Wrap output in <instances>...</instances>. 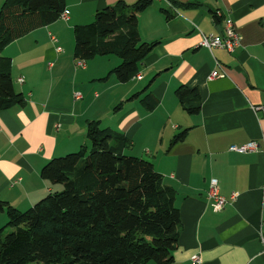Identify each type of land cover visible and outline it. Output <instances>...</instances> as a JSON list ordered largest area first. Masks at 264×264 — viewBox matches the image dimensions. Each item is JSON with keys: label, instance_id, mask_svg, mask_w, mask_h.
Returning <instances> with one entry per match:
<instances>
[{"label": "crops", "instance_id": "crops-1", "mask_svg": "<svg viewBox=\"0 0 264 264\" xmlns=\"http://www.w3.org/2000/svg\"><path fill=\"white\" fill-rule=\"evenodd\" d=\"M117 1L65 0L68 20L37 28L0 51L11 60L14 89L24 100L0 111V200L23 212L60 191L40 177L41 168L88 146L87 122L99 121L124 134L132 156L151 162L175 190L181 223L171 264H196L194 255L200 264H264V112L254 110L264 106V0H153L138 15V31L141 41L157 44L139 66L142 79H131L148 81L144 88L158 99L153 111L140 103L142 95L130 99L144 89L138 91L140 84L109 74L117 59L105 64L109 59L100 56L81 68L73 58V26L92 22L96 11ZM227 18L241 47L232 53L200 47L199 31L219 35ZM214 70L224 77L208 79ZM180 86L198 90V114L180 107ZM78 92L82 99L75 100ZM183 130L184 140L172 144ZM251 142L257 145L252 152L229 151ZM211 178L220 195H236L219 212L207 198Z\"/></svg>", "mask_w": 264, "mask_h": 264}, {"label": "trees", "instance_id": "trees-1", "mask_svg": "<svg viewBox=\"0 0 264 264\" xmlns=\"http://www.w3.org/2000/svg\"><path fill=\"white\" fill-rule=\"evenodd\" d=\"M169 1V0H168ZM153 0L127 4L120 0L95 12L92 22L73 26V58L84 62L114 55L119 65L110 71L119 83L130 81L157 42H141L138 15ZM65 0H5L0 8V51L33 30L59 20ZM166 19L172 18L162 9ZM214 19L218 21L216 13ZM11 60L0 56V111L22 105L14 89ZM148 86L140 103L153 111L158 99ZM187 114H198L196 88L180 86L175 91ZM187 130L172 144L184 140ZM86 138L75 153L52 158L40 177L61 190L21 212L0 200V213L13 229L2 237L0 264H171L180 229L176 192L163 184L153 164L129 156V139L122 133L89 121Z\"/></svg>", "mask_w": 264, "mask_h": 264}, {"label": "built area", "instance_id": "built-area-1", "mask_svg": "<svg viewBox=\"0 0 264 264\" xmlns=\"http://www.w3.org/2000/svg\"><path fill=\"white\" fill-rule=\"evenodd\" d=\"M59 20L62 21L68 20V12L66 11V9L63 10L62 13H60ZM199 34H200V44H199L200 47H204L208 49L210 53L212 52L213 49H220V50H224L227 53H232L237 48L241 47V36L236 32L234 28V23L229 18L224 19V25L221 34L219 35L204 34L201 31H199ZM51 39L54 43L57 42L56 38L52 37ZM56 51L60 53L62 52V49L60 47H57ZM76 66L84 68L85 62L82 60H78L76 61ZM216 67L218 69H221V65L218 61H216ZM222 77H224L223 72L219 73L216 70H214L209 74L208 79L213 80L215 78H222ZM135 78L137 80H141L142 76L140 74H137ZM18 82L20 83L23 82V79L19 78ZM73 97L75 100L82 99V95L79 92L74 93ZM254 110L264 112V106L255 107ZM256 148L257 145L251 142L243 145H231L229 147V151L237 152V153H248L254 151ZM207 198L211 202V206L213 210L215 212H219L222 211L229 202H233L236 198V195H232L229 200L223 197L222 195H220L218 181L214 178H211L208 185ZM259 241L264 251V219H262L260 223ZM191 259L196 264L201 263V260L197 255H194Z\"/></svg>", "mask_w": 264, "mask_h": 264}, {"label": "rangeland", "instance_id": "rangeland-1", "mask_svg": "<svg viewBox=\"0 0 264 264\" xmlns=\"http://www.w3.org/2000/svg\"><path fill=\"white\" fill-rule=\"evenodd\" d=\"M156 2V4H160L161 6H163V7H165V3L164 2H157V1H155ZM154 2V3H155ZM141 42H143V41H141ZM65 50V49H64ZM109 57V58H108ZM105 58L106 59H109V60H107V61H105V64H112L113 63V61H115L116 59L119 61L118 63H120V59L117 57V56H114V55H109V56H105ZM119 65V64H118ZM114 67H116V65H114L113 67H111V70L114 68ZM112 77H113V79H115L114 78V76L112 75ZM147 80L146 81H143V82H140V81H137V80H130V81H128L127 83H129V84H131V85H138V84H140V88L138 89V91H140L142 88H144V86H145V84H147ZM97 91L99 92V93H101V91H100V88H99V86H97ZM87 145H88V149L91 147V143L89 142V143H87ZM79 150V149H78ZM77 150V151H78ZM77 151H74V152H71V153H75V152H77ZM71 153H67V154H71ZM66 155V154H65ZM65 155H63V156H65ZM126 155H129V156H132V154H131V151H129L128 149L126 150ZM60 157H62V156H60ZM55 158H58V157H55ZM59 192V191H58ZM0 217H1V219H0V228H3L4 227V231H3V233H2V237L3 236H5V235H7L8 233H10L13 229H11V228H9V227H7L6 226V224H7V222H8V217H7V214L6 213H0Z\"/></svg>", "mask_w": 264, "mask_h": 264}]
</instances>
